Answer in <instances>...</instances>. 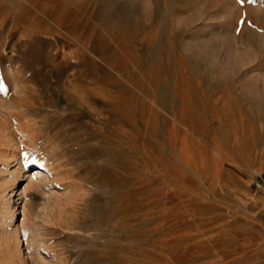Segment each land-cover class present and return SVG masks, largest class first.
Here are the masks:
<instances>
[{
	"label": "rangeland",
	"instance_id": "1",
	"mask_svg": "<svg viewBox=\"0 0 264 264\" xmlns=\"http://www.w3.org/2000/svg\"><path fill=\"white\" fill-rule=\"evenodd\" d=\"M0 264H264V0H0Z\"/></svg>",
	"mask_w": 264,
	"mask_h": 264
},
{
	"label": "snow or ice",
	"instance_id": "2",
	"mask_svg": "<svg viewBox=\"0 0 264 264\" xmlns=\"http://www.w3.org/2000/svg\"><path fill=\"white\" fill-rule=\"evenodd\" d=\"M237 2H238V3H242V2H243V0H237Z\"/></svg>",
	"mask_w": 264,
	"mask_h": 264
},
{
	"label": "bare ground",
	"instance_id": "3",
	"mask_svg": "<svg viewBox=\"0 0 264 264\" xmlns=\"http://www.w3.org/2000/svg\"><path fill=\"white\" fill-rule=\"evenodd\" d=\"M188 144V143H187ZM186 147V146H185ZM20 171V170H19ZM18 172V171H17ZM29 176V175H28ZM13 185V184H12Z\"/></svg>",
	"mask_w": 264,
	"mask_h": 264
}]
</instances>
